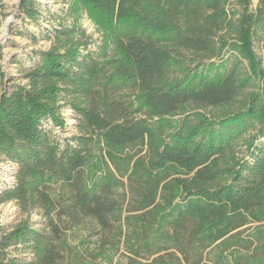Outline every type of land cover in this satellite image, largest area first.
<instances>
[{
  "label": "trees",
  "instance_id": "trees-1",
  "mask_svg": "<svg viewBox=\"0 0 264 264\" xmlns=\"http://www.w3.org/2000/svg\"><path fill=\"white\" fill-rule=\"evenodd\" d=\"M250 6L67 0L72 30H55L0 94V161L14 178L0 204L45 218L0 225V264H61L56 183L95 221L107 262L122 244L123 264H264V0ZM81 12L101 34L95 51L73 37ZM122 89L126 100L110 98ZM65 105L69 136L56 133Z\"/></svg>",
  "mask_w": 264,
  "mask_h": 264
},
{
  "label": "rangeland",
  "instance_id": "rangeland-1",
  "mask_svg": "<svg viewBox=\"0 0 264 264\" xmlns=\"http://www.w3.org/2000/svg\"><path fill=\"white\" fill-rule=\"evenodd\" d=\"M21 1H0V94L4 88L10 90L25 81L24 74L37 62L39 52L57 43L55 30H72L74 26L71 16L66 12L67 0H30L31 17L20 5ZM250 2L252 8L257 0ZM76 28L72 32L74 39L83 44L86 42L84 50L95 51L101 34L84 12H81ZM255 49L259 54L264 53L260 44H255ZM129 92L127 89L111 92L110 98L126 100ZM61 115L66 124L64 129H56V133L61 136L78 133L76 119L68 105L61 108ZM13 181L9 165L0 161V189ZM48 191L55 202L51 218L58 227L60 237L68 244V249L61 251V264H123L128 259L122 244L110 262L101 259L98 255L99 233L95 221L73 211L72 193L66 186L56 183ZM23 219H28L38 228H43L45 220L39 207L23 208L13 200L0 204V225L10 227ZM45 230L49 233L48 227Z\"/></svg>",
  "mask_w": 264,
  "mask_h": 264
},
{
  "label": "water",
  "instance_id": "water-1",
  "mask_svg": "<svg viewBox=\"0 0 264 264\" xmlns=\"http://www.w3.org/2000/svg\"><path fill=\"white\" fill-rule=\"evenodd\" d=\"M6 92H7V88H4V90L1 94L6 93Z\"/></svg>",
  "mask_w": 264,
  "mask_h": 264
},
{
  "label": "bare ground",
  "instance_id": "bare-ground-1",
  "mask_svg": "<svg viewBox=\"0 0 264 264\" xmlns=\"http://www.w3.org/2000/svg\"><path fill=\"white\" fill-rule=\"evenodd\" d=\"M13 1H14V2H17L18 0H13ZM8 24H9V23H8V22H6V26H8Z\"/></svg>",
  "mask_w": 264,
  "mask_h": 264
}]
</instances>
